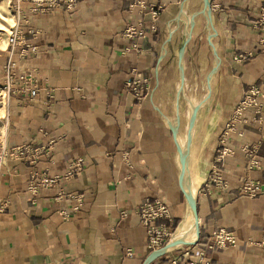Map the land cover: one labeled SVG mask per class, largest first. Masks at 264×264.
I'll list each match as a JSON object with an SVG mask.
<instances>
[{"label":"crops","instance_id":"0c3cea01","mask_svg":"<svg viewBox=\"0 0 264 264\" xmlns=\"http://www.w3.org/2000/svg\"><path fill=\"white\" fill-rule=\"evenodd\" d=\"M17 1H0L13 19ZM182 2L147 0V9L161 6L155 31L149 30L148 10L129 13L127 0H80L71 12L58 6L43 13L30 12L29 0L17 2L27 16L21 21L26 38L38 47L17 62L39 72L41 89L33 98L13 97L8 107L6 146L27 145L29 151L0 159V264H142L152 251L138 214L142 202L165 200L173 221L155 223L168 232L184 219L186 201L178 186L180 169L168 125L174 110L171 94L179 86L172 80L173 74L179 78L177 51L186 31ZM190 2L182 10L188 11ZM210 3L219 64L210 80V97L198 112L217 114V121L211 134L207 121L198 138L194 184L199 238L150 264H185L196 261L200 252L212 264H264V188L252 198L237 190L246 179L264 182V111L261 116L246 113L248 123L238 126L242 134L231 132L227 142L233 154L216 161L219 136L234 105L264 76V50L258 43L264 36V0ZM139 20L147 29L145 37L125 36L126 26ZM209 32L205 17L197 14L184 52L185 78L194 71L204 81L210 71L214 56ZM239 54L248 56L235 60ZM7 55L6 43L0 45V76ZM130 79L145 87L141 102L125 88ZM190 85L195 95L197 81ZM257 142L260 167L250 169L242 148ZM36 149L40 153L31 163L27 157ZM76 161L80 169L71 177L35 194L28 189L41 176H64ZM212 168L221 171L227 188L212 187ZM60 189L63 197L58 199ZM80 194L83 204L74 211L76 201L70 195ZM218 228L233 232L236 242L210 250V234Z\"/></svg>","mask_w":264,"mask_h":264},{"label":"built area","instance_id":"2783aa9c","mask_svg":"<svg viewBox=\"0 0 264 264\" xmlns=\"http://www.w3.org/2000/svg\"><path fill=\"white\" fill-rule=\"evenodd\" d=\"M20 1V0H18ZM17 1V2H18ZM32 4L29 8L30 12L43 13L46 10L63 6L68 12L75 9L77 3L80 0H29ZM128 12L133 13L138 11L142 14L143 11L150 13L152 23L149 26L150 31H155V20L160 13L161 6H148L146 7L147 0H127ZM13 6L14 20L10 26L8 35L6 37V49L8 51L7 59L2 65V74L0 76V159L9 155H21L24 151L29 149L27 145L16 146L15 148L8 149L6 146V133L9 128V103L13 97L16 98H33L40 91L39 81L40 75L35 68L24 69L18 65L17 60H23L27 56L35 54L38 51V47L33 45L26 38V31L22 28L21 21H27V16L22 11L18 3ZM261 22H264V12L261 13ZM147 29L143 26V21L139 20L135 24H130L124 29V35L130 38H143L145 37ZM259 45L264 50V36L258 40ZM17 57V59L15 58ZM247 54H239L235 56V60L246 59ZM125 88L131 92L136 102H141L144 95V85L142 82L136 79H130L125 82ZM250 111L254 116H261L264 111V76L259 83H254L244 92L242 98L234 105L227 122L219 136L220 151L216 157V161H223L227 156L233 154V149L227 144L230 133L237 132L242 134L238 126L240 124L248 123L246 113ZM52 141H49L46 145L50 148ZM259 142L253 145H244L242 151L249 157L248 167L258 169L260 167L258 160L255 158V152ZM43 148V147H42ZM40 153V150L36 149L30 157H27L29 162L34 163L36 154ZM80 169L79 162L76 161L70 165L69 170L64 176L45 177L41 176L39 179H34L28 185V189L33 193H37L40 188L47 186L57 185L61 177H71L77 173ZM34 177L37 178V172H33ZM208 179L210 180L212 187L218 189L227 188L228 182L221 175V171L212 168L209 171ZM211 187V186H210ZM209 188V187H208ZM264 182L257 179L243 180L237 187L239 193L244 194L250 198L263 193ZM76 201L73 207L74 211L80 209L83 204L82 195H70ZM63 197V191L60 189L57 198ZM138 214L141 223L146 228L147 240L146 246L149 250L157 249L167 243L172 235V231L168 232L163 225H157L155 222L158 219H165L172 222V216L170 214L169 207L165 200L161 197L146 198L138 209ZM64 217H68L69 214L63 212ZM236 242V237L233 232L226 230L225 228H218L210 234V242L207 246L210 250L217 248H223L227 245H233ZM264 242V237H263ZM177 249V248H175ZM170 251V249L168 250ZM131 250H128V255H131ZM177 261L173 260L175 264ZM68 264V263H60ZM185 264H212L211 260L204 256L203 252H200L199 258L196 261H188Z\"/></svg>","mask_w":264,"mask_h":264},{"label":"water","instance_id":"95a60500","mask_svg":"<svg viewBox=\"0 0 264 264\" xmlns=\"http://www.w3.org/2000/svg\"><path fill=\"white\" fill-rule=\"evenodd\" d=\"M188 1L189 0H183V2L181 4V11H182V6L185 3H187ZM201 1H202V5H201L199 13L202 14L207 21V26L210 30V32L207 35V42H208V45L211 48L212 54L214 56L213 65L205 77V80H206L207 85H208V92H207L205 99H208L210 97V80H211L212 75L217 70V67L219 64V57H218L217 51H216V49L213 45V42H212V39L215 35V29H214L213 22H212L211 3H210V0H201ZM195 16H196V14L191 15L190 29L186 30L184 32L182 42H181L180 47L177 51V67H178V76H179V83L180 84L176 89V100H175V105H174V111H175L174 120H173V123L171 121H169L168 125H169V128L171 130L172 138H173V141L175 143L176 151L178 153L179 161H180V170H179V174H178V186H179V189H180L182 195L184 196V199L187 201L189 207L191 208V210L194 214V218H195V222H196V234H197L196 241H197L199 238V233H200L199 217H198V212H197V203H196V197L192 196V194L189 191V184L187 181V176L185 175V168H186V165L188 163V148H189L190 142H191L192 130H193V127L195 124L196 114H197L201 104L203 103L202 100L200 102L196 103L195 105H193V107L191 109L190 118H189V122H188L186 148L182 149L180 147V145L178 144L177 138H176L177 132H178V125L180 123V113H179V96H180V94H182L184 100H186V97L184 96V80H185L184 64H183L184 52H185V47L191 38L192 28L194 27V17ZM171 36H172V31H169L167 41L170 40ZM196 241H194V242L180 241L179 243H181L182 246H191V245H194L196 243ZM171 243H172V241L169 240L163 246L152 250L142 264H150L154 259H156V258L164 255L165 253H167V251L169 250V248L171 246Z\"/></svg>","mask_w":264,"mask_h":264},{"label":"bare ground","instance_id":"6f19581e","mask_svg":"<svg viewBox=\"0 0 264 264\" xmlns=\"http://www.w3.org/2000/svg\"><path fill=\"white\" fill-rule=\"evenodd\" d=\"M201 5H202V2H201ZM181 15H183V17H184V19L183 18L182 19H183L184 24L186 26V30H189L190 29V22H191V15H192L191 11H189V10L187 11L186 8H183ZM5 19H6L5 14L0 12V21L5 20ZM178 80H179V78H178ZM187 88L190 91V97H191L192 103L190 102L189 98L187 97V92H186ZM204 88H205V90H204L205 97L201 99L203 103L201 104L200 108L208 100V99H205L207 92H208V85H207L206 80H204ZM174 96H176V95H174ZM180 96H181L182 100H184L183 95L180 94ZM180 96H179V99H180ZM184 96L186 97V100H184V102H183L184 107H185V113H184L183 119H180V123L178 125L177 137H176L177 142L182 149L186 148L188 122H189V118H190L191 109H192L193 105H195V95L192 92L191 85L187 81L186 78L184 80ZM175 100H176V97H174L172 100L173 106L175 105ZM180 106L181 105H179V111H180ZM173 120L171 121L172 123H173ZM216 121H217V114H214L208 120V124H207L208 134H211L213 128L216 125ZM195 128H196V120H195V124H194L193 130H192V137H191L190 146L188 148V163H187L186 168H185V175L187 176V181L189 184V191L192 194V196H194V197H196V195H197V189H196L195 184H194V182H195L194 179H195V176L199 173L198 166L192 159V147L191 146H192L193 138L195 135ZM177 158H178L177 159L178 166L180 169V161H179L178 153H177ZM185 206H186V214H185L184 219L181 221V223L178 225V227L175 229V231L174 230H173L174 232L172 231V235L170 238V241H172L171 246L169 248L170 250L175 249V248H181L182 244L179 243L180 241L194 242L197 239L196 222H195L194 214H193L191 208L189 207L187 201L185 203Z\"/></svg>","mask_w":264,"mask_h":264},{"label":"rangeland","instance_id":"374dc122","mask_svg":"<svg viewBox=\"0 0 264 264\" xmlns=\"http://www.w3.org/2000/svg\"><path fill=\"white\" fill-rule=\"evenodd\" d=\"M0 1H4V0H0ZM3 4H4V2H2V3H0V12H2L3 14H5V16H6V19L5 20H2V21H0V45L1 46H3L5 43H6V37H7V35H8V32H9V28H10V26H11V24L13 23V18H12V16L10 15V13L8 12V9L7 8H5V9H3ZM200 8H201V0H191V2H190V5H189V11H191V13L192 14H199V11H200ZM4 10H5V13H4ZM2 25V26H1ZM176 48H177V44H174L173 45V50L174 51H176ZM194 66V65H193ZM191 67V66H190ZM190 71V70H189ZM195 76V72L194 71H192V72H190V74H189V77L188 78H186L187 79V81L189 82V83H192V82H194L195 80L197 81V87L195 88V90H194V92H195V95H196V93H197V95H196V98H197V100H198V102L202 99V98H204L205 97V93H204V90H205V88H204V81H203V79L202 78H197V75H196V77H194ZM199 77H201V76H199ZM176 76L173 74V78H172V80H173V83H176L175 84V87L177 86V85H179V80L177 79L176 80ZM194 78H197V79H194ZM173 88H174V84H173V86H172ZM174 91V90H173ZM186 92H187V90H186ZM174 95H176V91L174 92ZM174 97H176V96H174ZM173 97V93L171 94V100L174 98ZM187 97L189 98V100H190V102L192 103V101H191V97H190V91L188 90V92H187ZM183 102H184V100H182V98H181V96H180V99H179V105H181L180 106V119H183V117H184V113H185V107H184V104H183ZM207 102V101H206ZM195 104H196V102H195ZM205 104V103H204ZM172 105H173V102H172ZM203 108V106L199 109V110H201ZM173 109H174V107H173ZM198 110V111H199ZM174 114H175V111L173 110V117H172V119L170 118V120L172 121L173 119H174ZM200 116V113L199 112H197V114H196V119L198 118ZM211 117V115H208L207 116V114H204V115H202V116H200L198 119H197V123H198V121H199V126H197V124H196V134L194 135V138H193V143H192V159H193V161L198 165V161H199V158H200V150H198V148H199V145H200V142L201 141H199L200 139H198V138H200L201 137V133H202V129L205 127V125H206V123H207V121H208V119ZM197 131H199L198 133H197ZM202 155V154H201ZM202 157V156H201ZM175 231V230H174ZM173 231V232H174Z\"/></svg>","mask_w":264,"mask_h":264}]
</instances>
